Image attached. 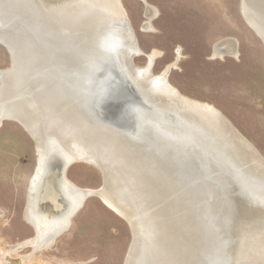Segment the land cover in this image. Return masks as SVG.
Wrapping results in <instances>:
<instances>
[{
	"label": "bare ground",
	"instance_id": "6f19581e",
	"mask_svg": "<svg viewBox=\"0 0 264 264\" xmlns=\"http://www.w3.org/2000/svg\"><path fill=\"white\" fill-rule=\"evenodd\" d=\"M140 1L152 29L157 10ZM240 13L264 45V0H241ZM110 40L125 49L105 63L97 53ZM0 44L10 58L0 125L17 122L37 153L24 213L36 237L11 252L45 247L95 196L132 233L125 264H264V158L220 111L169 83L179 53L158 75V51L134 66L143 53L121 0H0ZM237 55L233 39L213 47V59ZM73 162L97 167L102 188L70 182Z\"/></svg>",
	"mask_w": 264,
	"mask_h": 264
},
{
	"label": "rangeland",
	"instance_id": "374dc122",
	"mask_svg": "<svg viewBox=\"0 0 264 264\" xmlns=\"http://www.w3.org/2000/svg\"><path fill=\"white\" fill-rule=\"evenodd\" d=\"M240 2L146 0L157 12L151 22L152 29L145 30L146 4L140 0H121L143 53L132 58L134 66L145 67L148 61L144 54L158 51L160 56L151 67V74L158 75L179 53L176 67L168 73L169 83L182 95L220 111L264 158V45L244 21ZM225 39L237 42V57L213 59V47ZM124 49L123 43L110 40L99 48L97 56L104 53L105 63L110 62L111 55L119 61ZM118 61L117 70L121 73ZM9 65V54L0 44V70H8ZM96 73L91 76L96 78ZM117 94L119 97L113 100L124 111L127 106L124 94ZM89 100L88 96L86 104L92 107ZM36 154L30 135L17 122L3 120L0 125V264H125L132 233L126 221L95 196L84 200L70 219L69 227L45 247L34 251L28 245L10 251L36 237L24 219L30 180L37 165ZM64 173L81 190L102 188L100 170L92 164L73 162ZM206 215L214 224L211 213ZM206 231L211 237L208 226ZM208 253L210 256L211 252Z\"/></svg>",
	"mask_w": 264,
	"mask_h": 264
},
{
	"label": "water",
	"instance_id": "95a60500",
	"mask_svg": "<svg viewBox=\"0 0 264 264\" xmlns=\"http://www.w3.org/2000/svg\"><path fill=\"white\" fill-rule=\"evenodd\" d=\"M6 72V71H5Z\"/></svg>",
	"mask_w": 264,
	"mask_h": 264
}]
</instances>
